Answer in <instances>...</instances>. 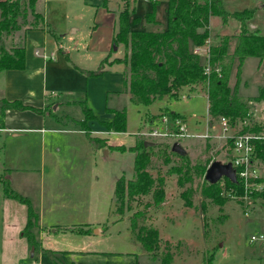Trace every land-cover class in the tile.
Wrapping results in <instances>:
<instances>
[{
	"label": "rangeland",
	"instance_id": "374dc122",
	"mask_svg": "<svg viewBox=\"0 0 264 264\" xmlns=\"http://www.w3.org/2000/svg\"><path fill=\"white\" fill-rule=\"evenodd\" d=\"M167 1L108 0L107 10L119 12L127 5L129 10L134 13V18L139 19H143L146 14L154 10L156 21L165 26ZM103 6L104 0H38L37 2V7L45 17L49 27L55 31V36L60 41L61 46L70 50L71 60L85 63L89 68L99 64L111 52L110 50V52L105 51L104 53L98 51L99 48L103 45H109L110 42L108 29H105L108 24L102 16L99 17L100 23H102V25L100 24L101 28L94 34V27L97 24L95 20L96 11L97 9H106ZM224 8L229 13L253 10L254 14L248 23V30L264 36V0H224ZM26 13L29 17L28 20L32 19L29 16V11ZM28 20L19 19L18 24L22 25V31ZM208 26L209 38L207 43L209 46L218 44L223 36L230 39L238 33L239 29V25L234 21L230 22L229 26L223 27L217 17L211 18ZM147 28H149L147 30H151L149 26ZM73 30L77 31L71 35L70 32ZM63 34H66L65 39L61 38ZM7 40H5V45L8 49L10 46ZM207 46L204 45L200 49L202 63H204L203 57H205ZM233 47L234 41L230 39L229 53L233 52ZM122 49V47H118L117 51H113L107 62L122 59ZM117 69V65H114L104 83L119 80L116 79ZM60 74L63 75L61 72ZM57 82L54 83L56 90L63 89L62 83L59 80ZM235 84L236 81L233 76L230 85L235 86ZM262 86H264V59L261 61L257 58L246 59L241 69L238 84L237 95L239 99L243 101L252 100L259 94V89ZM116 101V98H110L108 103L117 104ZM117 106L126 110V132H110L104 137L98 136L105 138L108 146H116L114 148H109L105 143L103 148L93 150L88 137L86 136V139L85 136H79L82 139L79 142L83 144V147H86L85 142H87L89 149L87 151L84 148L80 150L74 147V144L79 143L75 138L76 135L55 134V142L60 151L55 152L50 163L54 159V164L57 163V167H61L63 170L62 172L60 168H56L55 170L59 174L54 173L55 178L52 180L54 183L61 182L63 185L54 189V195H58L59 199L66 202L63 209L58 204L57 211L53 213L47 211V208L55 205L48 199V178L41 187L39 183L36 185L40 178L37 172L20 173L22 176L32 175L31 177H33L37 175L31 180L29 179L31 184L23 185L21 189L28 194L24 196L32 201L33 208L44 194L43 206L46 214L44 227L47 228L45 233H49L48 229L52 225L77 226V230L80 228L87 229L92 237L88 242L94 241L93 239L96 238V245L92 244L85 248L105 252L106 255L99 257L107 258H94L97 256L73 258L69 257L70 255L67 253H55L51 248L64 251L77 250L85 246V243L81 242L84 240H81L83 238L79 237V234L59 232L56 237L54 235L48 240L49 243L47 244V248L54 252V258L47 255L41 258L37 252L33 255L32 247L26 240L27 245L23 252L19 245L15 247L16 253L20 252L24 255L18 264H32L31 261L35 264H161L159 259L153 260L148 257L132 239L129 218L137 211H142L145 214V223L148 225L151 222L158 229L160 237L169 240L171 243L181 244L176 252V257L180 255L181 260H175V258L174 264H264V246L249 243L252 235H258L264 230V205L260 201L253 202V205L249 206L248 209L246 207L250 203H244L238 199L229 198L222 206L215 204L212 200L204 199L201 195L204 177L203 179L194 178L193 182L178 187L176 176L167 174V166H164L154 157L149 172L155 178L164 177L166 182L165 193L168 195L167 201L165 200L167 206L162 207L159 211L153 207L145 208L144 204L148 203L150 199L137 198L131 203L130 211H124L123 215L117 214L118 205L114 202L115 185L122 177L125 180L133 179L135 153L131 152L130 149L140 141L170 147L177 143L187 153L192 163L199 161L205 164L208 162V167L216 161L227 163L233 155V152L229 151L227 144L224 143V139L229 133H224L219 127V123L215 121L212 123L213 127L209 129L208 101L200 88L194 93L183 89L177 99L167 100L164 98L149 107L135 106L127 97L121 96ZM93 112L97 118L93 129L101 132L103 131L101 126H106L100 122L108 121L106 114L103 113L101 103L96 105ZM171 112L184 118L183 125H185V131L189 136L176 135L175 122L168 116ZM56 113L58 115L69 114L70 121L79 126L77 127L72 122L68 126H64L65 128H82L80 122L83 121L84 114L80 105L62 109ZM151 120L154 122L152 126L149 124ZM179 121L181 122V120ZM207 130H210L213 139L202 140L192 136L205 135ZM151 131L158 132V135L150 136ZM217 137L223 140H218ZM25 153L27 152L25 151ZM29 156L32 161L35 160L36 152H29ZM62 181L79 183L64 184ZM185 191L188 193L181 196ZM186 201L191 203V207L186 206ZM201 204L203 205L202 210H200ZM77 205L84 208V211H88L87 219L84 213L81 216L72 214L73 210L71 211V209ZM166 208L172 211L173 215L168 214ZM188 209L191 211L188 212ZM35 210L38 211V209ZM245 212L247 216L244 215ZM99 230H102L103 234L99 235ZM2 253L0 241V264H2Z\"/></svg>",
	"mask_w": 264,
	"mask_h": 264
},
{
	"label": "trees",
	"instance_id": "16d2710c",
	"mask_svg": "<svg viewBox=\"0 0 264 264\" xmlns=\"http://www.w3.org/2000/svg\"><path fill=\"white\" fill-rule=\"evenodd\" d=\"M38 0H5L0 1V72L9 70H24L25 48L24 33L33 29H47L49 34L52 30L45 24L43 14L37 8ZM108 0H104V8H107ZM155 7V3L153 4ZM25 11V13H22ZM32 18L28 20V14ZM167 26L164 30H131V11L128 6L118 12L116 29L112 37L111 52L118 47H123L122 59H114L107 62L110 55L105 57L95 71H84L87 77H99L105 73V66L111 67L115 64H123L124 92L129 100L136 106L149 107L161 99L174 100L179 97L180 92L186 89L194 93L198 88L206 95L208 101L209 123L220 118H225L233 125L243 120L248 113L250 101L264 102V86L259 89V94L249 101L239 99L238 84L241 77V69L244 61L248 58L264 59V36L257 32L248 30V23L253 17V10H243L229 13L224 8V0H168L167 1ZM154 10L146 14L144 23H156ZM219 18L223 27L229 26L234 21L239 25L238 33L230 39L234 41L233 52L229 53L230 39L227 36L220 38L219 43L209 48L210 71L206 72V65L201 62L200 57L194 54L195 48L203 47L209 38V21L211 18ZM28 23L21 30L19 19ZM139 22V19L133 20ZM8 39V40H7ZM5 40L10 42L7 49ZM234 76L236 84L230 85ZM84 114L80 125L90 144L94 148H103L105 143L92 137L88 122L96 120L92 111L85 103L81 104ZM6 110H30L41 113V109L23 105L20 101H0V122ZM114 120L112 124L105 126L116 133L126 132V110L113 111ZM172 120L184 118L169 113ZM145 141H140L130 149L135 153L134 177L131 180L120 178L114 189V202L118 205L117 214L123 215L124 211L131 210V203L137 198H149L150 201L145 208L153 207L159 211L166 200L164 177H153L149 172L152 158L167 166V174L176 176L178 187L193 182L194 178L203 179L208 167L196 161L191 162L187 153L183 155L171 151L168 145L154 144L144 147ZM260 153L264 159V151ZM224 183L226 191L233 190L236 195H242L243 190L237 182H231L223 178L218 183L211 185L203 180L201 195L204 199L212 200L215 204L222 206L229 197L221 195ZM3 194L7 198L15 199L28 206L27 224L24 236L30 243L33 252H40L54 258V252L40 248L35 237L38 215L31 207L29 200L15 193L6 178L1 179ZM188 191L182 193L185 196ZM263 196L257 194L255 197ZM186 206L191 203L186 201ZM202 204L200 210H202ZM146 216L142 211H137L130 218V232L132 239L139 248L153 260H160L161 264H172L180 243L174 244L163 240L158 229L150 222L145 223ZM77 234H89L88 230L69 229ZM56 253V252H55ZM211 260V259H210ZM209 260V263H210Z\"/></svg>",
	"mask_w": 264,
	"mask_h": 264
},
{
	"label": "crops",
	"instance_id": "0c3cea01",
	"mask_svg": "<svg viewBox=\"0 0 264 264\" xmlns=\"http://www.w3.org/2000/svg\"><path fill=\"white\" fill-rule=\"evenodd\" d=\"M107 9L108 7L106 9L101 10L97 9L95 17L97 24L94 27V34L101 28L102 23H100L99 20L100 16H102L103 19L105 18L106 23L108 24L105 29H108L110 42L109 45H103L101 48L98 49V51H102V53H104L105 51L108 52L109 50L111 51L112 37L116 29V20L118 14L117 10L116 12H113L112 10L110 11ZM165 9L167 10V5ZM131 14V30H147L149 29L147 28L149 26L151 29L149 31H157L158 29L162 31L167 26V20L165 26L159 24V22L156 21L155 15L154 19L156 23H144L143 19L134 18V13ZM135 19H139V22H133V20ZM44 21L45 24L48 25L45 20V17ZM76 31L77 30H73L72 32H70V34L73 35L76 33ZM66 34H63L61 38L63 37V39H65ZM24 48V70H9L0 72V101H20L23 105L31 106L36 109H41L42 112L38 113L30 110H6L2 117V124L0 122V241L1 248L3 251L1 256L2 264H18V262L24 257L23 253H16L15 247L19 245L22 249V252L26 249L27 239L24 236L23 232L27 224L28 206L26 204L23 205L24 203H21L15 199L5 197L3 194L1 179L6 178L10 183L11 189L15 193L28 199L24 196L28 194L24 190H22L21 187L26 184H31L29 179L31 180L37 175L35 173H30L35 174L36 176H22L20 175V173L37 172L40 178L38 180L36 179V185L39 183V185L42 187V185H44V182L46 181V178H48V181L50 182H48V199L51 200L52 204L55 203V205H52L51 207L47 208V211L49 213L57 211L58 204L60 205V208L63 209L65 207L66 202L59 199L58 195H54V189L63 185L61 182L54 183V181H52L55 178L54 173H58L55 169H61V167H57V163L56 165L54 164V159L52 163H50L52 157L55 155V152L60 151L55 142V134H71L72 136L76 135L77 137L75 138L78 140V142H81L82 139L79 136H85L86 138V133L82 128H65L64 126H68L70 123L73 122L70 121L71 117L69 116V114L58 115L56 111L68 109L77 105L81 106L82 103H85L96 118V115L93 111L96 109V105L101 103L103 113L106 114L108 121L100 123L106 125L113 123V111H120L122 109H125L117 106L119 105L121 96H125L129 99V96L126 92H124L123 87L125 71V66L123 64H115L118 68V71L116 72V79H119L116 82L109 81L108 83H104L105 78L110 74L109 72L112 68H114V65L111 67H106V71L102 76L87 77L83 72L95 71L99 67L100 63L95 64L93 69L89 68L85 63L74 62L73 60H71L70 50L61 46L60 41H58V38H56L55 36V31L52 30V34H49L47 29L45 28H38L25 32ZM122 50V55L124 56V49ZM111 53L112 52H110L109 54L110 56ZM60 72L63 75H61ZM58 80L63 85V89L61 90H56L55 88L54 83H58ZM56 93L58 94L56 95ZM110 98H116L117 104H109L108 102ZM183 99H185L184 96ZM96 120L88 122L89 129L91 130V135L92 137L102 140L104 143H106V146H108L107 140L103 137L108 135V133L114 131L103 126H101L103 131H94L93 128ZM74 123L75 122H73V124ZM153 123L154 122H152V120L149 121V124L151 126L154 125ZM74 125L77 126V123ZM79 143L74 144V147L79 148L80 150H82L83 148L86 151L89 150L87 142H85L86 147H83V144ZM108 147L114 148L116 146ZM92 149L97 150L99 148H94L92 146ZM25 151L27 153H25ZM31 151L36 152V159H33V161L32 158L29 156V152ZM37 151H39V153H37ZM61 171L63 172L62 169ZM62 182L64 184L79 183L72 181ZM167 197L168 195H166V201L168 199ZM44 201L45 199L43 194L41 198H39L37 203L34 202V208L31 205L32 201H29V203L38 215V227L34 232L36 240L39 243L40 248L52 251L47 248V244L49 243L48 240L53 238L54 235L56 237V234L59 232L77 234L75 232L69 231V229L77 228V226L67 227L52 225L50 226V229H48L49 233H45L47 228L44 227V223H46L44 221L46 215L43 206ZM164 206H167V202L164 203L163 207ZM35 209H38V211ZM71 211L73 212L72 214H74L75 216H81L84 213L86 215V219L88 217V211H84V208L79 205L74 207V209H71ZM166 211H168V214L173 215V212L169 209H167ZM187 211L190 212L191 210L188 209ZM98 233L99 235L103 234L102 230H99ZM79 237L83 238L81 240L84 241L81 242L85 243V246H83L82 248H79L77 250L64 251L56 250L57 248L51 249H53L54 252H58L60 254L67 253L70 255L69 257L73 258H88L83 256H97L94 258L102 259L107 258L99 257L106 255L105 252L103 253L101 251H93L89 250V248H85L90 247L92 244L96 245V238L93 239L94 241L88 242V240L92 238L90 234H79ZM4 251H6V254H4ZM37 253L41 255V258L44 256L40 252ZM179 256H175L174 259L176 258L175 260H181ZM31 262L32 264H35L33 261Z\"/></svg>",
	"mask_w": 264,
	"mask_h": 264
},
{
	"label": "built area",
	"instance_id": "2783aa9c",
	"mask_svg": "<svg viewBox=\"0 0 264 264\" xmlns=\"http://www.w3.org/2000/svg\"><path fill=\"white\" fill-rule=\"evenodd\" d=\"M205 50L204 64L206 65V72L210 71L209 64V44ZM195 48L194 54H197L200 58V49ZM176 126V135H187L185 131V125L179 119L174 120ZM215 122L219 123V127L224 133H229L224 139V143L227 144L229 151L233 152L230 160L232 169L234 170L236 181L241 186L242 195H236L233 190L226 191L224 189V183L221 182L220 187L223 189L221 195H226L231 199H238L244 203H250L260 201L264 205V159H261L260 153L264 151V102L262 101H250L248 103V113L243 120H239L233 125L229 124L225 118H220ZM213 123V122H212ZM212 123H209V129H211ZM1 131V128H0ZM184 133V135H183ZM210 130H207L205 135H192L197 139L209 140L213 139L210 135ZM149 135L156 136L158 132H150ZM218 140L220 137H217ZM223 180V179H221ZM257 194H263V196L255 197ZM247 216V213H244ZM250 244H260L264 246V230L258 235H252L249 239Z\"/></svg>",
	"mask_w": 264,
	"mask_h": 264
},
{
	"label": "water",
	"instance_id": "95a60500",
	"mask_svg": "<svg viewBox=\"0 0 264 264\" xmlns=\"http://www.w3.org/2000/svg\"><path fill=\"white\" fill-rule=\"evenodd\" d=\"M114 51H116V49H114ZM149 145L152 144L145 143L144 147H147ZM171 151L181 155L184 154V150L177 143H174L172 145ZM223 178H227L233 183L236 181L235 173L230 163H220L217 161L213 162L207 168L204 175V180L211 185L218 183Z\"/></svg>",
	"mask_w": 264,
	"mask_h": 264
}]
</instances>
